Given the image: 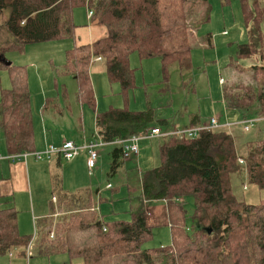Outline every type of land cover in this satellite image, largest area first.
<instances>
[{
	"label": "trees",
	"instance_id": "1",
	"mask_svg": "<svg viewBox=\"0 0 264 264\" xmlns=\"http://www.w3.org/2000/svg\"><path fill=\"white\" fill-rule=\"evenodd\" d=\"M196 1L205 7V16L190 22L184 0H0V28L12 38L0 46V67L13 69L11 86L1 90L0 98V130L7 153L34 151V128L24 66L6 65V51L74 38V11L85 7L105 28L106 37L67 51L64 73L76 80L77 101L94 109L89 67L93 58H100L108 81L119 85L127 102L134 88L135 69L129 65L133 52L143 59L159 58L165 89L171 65L181 72L191 69L194 26L205 22L208 12L207 0ZM239 1L251 43L239 45L236 54L238 60L249 61L245 69L251 77L248 84L223 86L222 97L243 120L260 119L264 131V0ZM228 66L240 64L231 60ZM196 120L192 118L189 127L199 125ZM166 125L164 119L155 121L149 108L110 107L95 116L96 134L105 143L140 136L150 128L166 131L162 129ZM237 137L219 127L192 139L159 138V164L142 173L141 191L147 205L166 203L170 245L143 248L153 228L143 205L132 211L129 220L104 221L96 210L80 205L84 196L78 194L62 196L75 204L58 222L53 238L46 233L44 251L64 254L69 264H264V199L247 204L237 199L232 187L233 176L245 172L248 183L264 190V137L249 142ZM109 156L111 174L131 158L124 159L118 146ZM185 197L193 200L190 225ZM27 243L18 232L17 211L0 204V255L23 251Z\"/></svg>",
	"mask_w": 264,
	"mask_h": 264
},
{
	"label": "rangeland",
	"instance_id": "2",
	"mask_svg": "<svg viewBox=\"0 0 264 264\" xmlns=\"http://www.w3.org/2000/svg\"><path fill=\"white\" fill-rule=\"evenodd\" d=\"M184 2L187 14L190 9V22L204 18L206 9L199 1L184 0ZM207 7V20L194 26L195 41L190 52L191 69L181 72L176 64L171 65L166 89L161 83V65L159 58L156 57L143 59L139 58L136 52L130 55L129 65L135 69L134 88L129 92L127 102L120 93L119 85L117 83L110 84L105 72H99L101 66L103 67L101 63L89 67L95 91V111L100 113L110 107H127L129 111H143L149 108L154 114L155 121L159 119L167 121V125L162 127L165 130L171 129L173 126L185 128L194 117L198 118L200 124L216 117L219 123L225 126V129L232 133L234 131L238 136L236 140L240 138L242 142H249L263 138V124L254 123L250 126L249 131H243L241 112L228 109L222 97L223 86L229 88L237 83L248 84L251 77V73L245 69L248 67L249 61L238 60L236 54L239 45L251 43L250 27L244 22L240 1L207 0ZM81 9V12L84 13L85 9L83 7ZM4 18L5 14L2 15V20ZM11 40L12 38L5 28H0V46ZM72 46L73 38H69L32 44L26 46L22 51L11 50L4 54L6 62L15 66H24L29 95L31 99L33 98L31 117L36 132L35 137L42 126L43 129H47L48 133H51L54 140L72 138L80 141L78 134L81 133L82 127L87 129L86 125L93 123V110L77 103L76 80L73 75L64 73L66 72L63 69L66 64L65 54ZM231 60L237 61L240 67L228 66ZM12 70L0 67V98L1 90L9 89L11 86ZM220 80L223 81V84L220 83ZM45 94H51L50 96H54L55 99L42 108L40 104H42ZM63 95L66 97L64 98ZM36 98L39 99L38 105H36ZM57 109L63 114L62 118L56 114L58 113ZM227 125L232 126L228 128ZM143 140L147 141H144L145 148L139 152V162L131 159L124 160L122 166L114 174L109 172V153L113 147L109 145V147L102 148L103 151L99 155L101 163L98 164L97 161L94 170V185L106 199L104 202L100 201L103 206L102 211L108 213L102 215L104 221H109L112 219L110 217H113L112 214L117 213L122 218L117 220H129L132 211H136L143 203L140 177L145 170H142L144 166L141 164L143 162L150 163V170L158 166V144L162 141L143 137L141 142H138L141 148ZM244 149L245 146L240 148V152H243ZM142 151H145V154L142 155ZM62 176L64 185L73 182L72 177L63 175V173ZM236 176H233L232 187L238 200L254 205L264 199V190H259L255 185L248 183L245 172ZM50 183L52 186L54 185V196L58 197L57 188H60L61 184L60 171L52 172L51 180H48V187L51 188ZM107 185L111 186L110 190L106 189ZM244 185L246 186L245 190L243 189ZM50 198L51 195H49ZM96 201L99 202V199ZM62 202H66V208L60 206L61 208L55 211L53 217L49 219V225L46 228L49 237L50 234L54 236L60 219L70 213L69 203L64 199ZM126 208L129 209L126 211ZM184 208L186 218L188 217L187 224L190 225L189 217L193 211L191 197L184 198ZM147 212L150 213L147 217L148 221H151V211L148 209ZM165 216L167 215L165 214ZM167 220L163 221L162 216L152 220V224H155L156 227L152 228V237L144 243V249L170 245V230L168 225L163 224H167ZM32 233L33 231H31V235ZM54 257L59 264H69L66 256Z\"/></svg>",
	"mask_w": 264,
	"mask_h": 264
},
{
	"label": "crops",
	"instance_id": "3",
	"mask_svg": "<svg viewBox=\"0 0 264 264\" xmlns=\"http://www.w3.org/2000/svg\"><path fill=\"white\" fill-rule=\"evenodd\" d=\"M83 9H85L84 13L81 12L82 10L81 8L76 9L74 11V23L76 24L77 28L75 29V36L73 38V46H72L73 48L82 45H90L93 42L106 37L105 28L102 25L97 24L96 21H93L91 18H89L88 11L86 10L85 7H83ZM99 63L103 65V67L101 66L102 69L100 68L99 72L100 73L105 72L104 62L100 58H93L90 67H94L96 64ZM89 75L92 84V74ZM95 75H97L96 72ZM93 94L95 95L94 90H93ZM50 95L51 94H45L43 100L45 104L42 102V104H40V107L45 108L48 102L55 99L54 96L51 97ZM63 97L65 98L66 96L63 95ZM29 102H30V110H31V106L33 102V98L31 99V96ZM77 103L80 106L89 108L87 105L80 104L78 101ZM38 104H39V99L36 98V105ZM54 107L56 106L54 105ZM95 107L96 106H95V97H94V109H92L94 112L93 123L86 125L88 126L87 129L82 127L81 133L78 134L80 141H76L72 138L70 139L60 138L54 140L51 133H48L47 129H43L42 126H40V131L38 135L35 137L36 132L33 123L34 151L44 152L50 146L59 147L65 140L73 141L76 145L81 146L86 142L97 139L98 136L96 134L95 116L98 113L95 111ZM57 112L58 113L56 114L60 115L59 117L62 118L63 114L60 113V110L57 109ZM197 123L199 122H197L196 120L195 124ZM190 125L191 124L189 122V124L186 127H189ZM174 128L176 129L179 127L174 126ZM147 132L148 130L144 134H146ZM1 134H0V204L5 207L6 206L13 207L17 211L18 232L22 237H24V239H27L28 243L30 242L32 244V250H31V255L29 257H27L25 254V249L27 245L23 251L22 249H15L9 253L0 255V264H59L58 261H56L55 259L56 257L54 256H58V255L65 256V255L48 254L44 251V247H46V244L48 243L47 239H45V236H46V228L49 225V219L53 217L55 211H58V209L61 208L60 206L64 208H66L67 206L66 202H62V200L64 199L62 198V196H67L68 198V197H74L78 194L83 195L84 197L82 198V202L80 205H86L89 208L96 210V212L101 216L104 214H108L107 212L102 211L103 206H101L100 201L104 202L106 201V199L102 197V194H100L99 189L96 188L97 186L94 185L95 172L93 173V175L89 174L86 167L87 155L84 150L80 151L77 157L69 161L65 160L60 155H52L49 161L47 160L36 161L32 157H29L26 161L12 162L10 159L7 158V156L10 154L7 153V150L4 145V139ZM152 138L159 140V138L156 137H152ZM144 141L147 140L142 141V148L140 145H138V155L131 157L130 158L131 160L135 162H139V152L140 150H143V148H145ZM109 145L111 144L108 143L105 146L109 147ZM110 147H115V146L111 145ZM102 151L103 149L99 151V155ZM144 152L145 151H142V155L145 154ZM99 155H98L99 160H97L98 164L101 163V157H99ZM62 161H64V164H62ZM146 164L147 162H143V164H141V166H144L142 170H145V172L150 170L149 168L150 163H148L147 165ZM58 171H60L61 184H60V188H57L58 190L57 193L59 196L55 197L53 194L54 185L52 186V184L50 183L51 188L50 186L48 187V180L49 181L51 180L52 172L57 173ZM62 173L63 175L66 174L68 177H72L73 182L72 183L69 182L64 185ZM89 181L91 182L90 184ZM140 183H141V177H140ZM106 189L110 190L111 186L108 188L107 185ZM49 195H51L50 199H49ZM53 198L55 199V201H53ZM96 199H99V202H97ZM66 200L67 199H65L64 201ZM67 202L69 203L68 204L69 208L74 207L75 204L74 201H71L69 199V201ZM150 203H152L153 206L149 207L147 205L148 202H145L143 200L142 205L144 210L147 211L149 209L151 211V221L148 222L151 226L156 227L155 224H152V220L156 218H161V216L163 221L164 219H167L166 218L167 216H165L167 212L166 203L164 201L162 202L154 201V202H149V205ZM76 205L78 206L79 202H77ZM128 209L129 208H126V211ZM112 215L113 217H110L112 219L110 218L107 219L110 220L122 219L121 215H118V213ZM163 224L166 225V223ZM31 231H33L32 235H31Z\"/></svg>",
	"mask_w": 264,
	"mask_h": 264
},
{
	"label": "built area",
	"instance_id": "4",
	"mask_svg": "<svg viewBox=\"0 0 264 264\" xmlns=\"http://www.w3.org/2000/svg\"><path fill=\"white\" fill-rule=\"evenodd\" d=\"M92 12L88 10V17L91 18ZM223 81L220 80V83ZM260 119H244L242 124L243 131L247 132L250 129V126L254 125L257 121ZM232 125H227L226 127L230 128ZM219 127H224L219 123L218 118L213 117L208 122L204 124H200L193 127H185V128H176L171 130L162 131L158 128H152L149 132H147L144 135L140 136H133L129 138H117L112 140L109 144L118 146L123 151V157L124 159L134 157L138 155V141L141 139V137H156V138H167L171 136L176 137H186V138H196L201 131H210L214 130ZM142 137V138H143ZM108 143L103 142L99 138L86 142L83 145L79 146L76 145L73 141L66 140L64 141L59 147L50 146L47 148L44 152H22L17 154H10L7 156L8 159H10L12 162L15 161H26L29 157H32L36 161H42L47 160L49 161L52 157V155H60L65 160L69 161L77 157L80 153V151L84 150L87 155L86 159V167L90 175H93L94 170L97 165L98 155L99 151ZM239 164H243V160L238 159ZM110 185H108V188ZM243 189H246V186L244 185ZM53 201L55 199L53 198ZM150 213H146V216L148 217ZM103 231L105 229L103 228ZM50 237L52 238V234H50ZM32 241V240H31ZM32 250V244L29 242L27 244V247L25 249V254L27 257L31 255Z\"/></svg>",
	"mask_w": 264,
	"mask_h": 264
},
{
	"label": "water",
	"instance_id": "5",
	"mask_svg": "<svg viewBox=\"0 0 264 264\" xmlns=\"http://www.w3.org/2000/svg\"><path fill=\"white\" fill-rule=\"evenodd\" d=\"M5 64H6V65H10V63H9V62H6Z\"/></svg>",
	"mask_w": 264,
	"mask_h": 264
}]
</instances>
